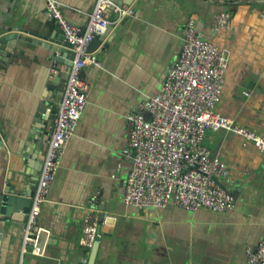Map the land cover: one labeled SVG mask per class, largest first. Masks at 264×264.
Returning <instances> with one entry per match:
<instances>
[{"label": "crops", "instance_id": "1", "mask_svg": "<svg viewBox=\"0 0 264 264\" xmlns=\"http://www.w3.org/2000/svg\"><path fill=\"white\" fill-rule=\"evenodd\" d=\"M59 1L68 20L83 27L97 0ZM128 6L134 13L120 19L113 8L105 12L117 31L107 48L104 40L95 51L102 67L83 69L88 103L42 205L39 252L29 248L23 264H248L247 249L264 238V153L230 131L207 132L212 155L228 163L230 175L222 182L237 193L234 209L190 211L173 202L164 208L127 205L125 180L133 164L126 154L128 115L160 91L194 18L203 38L230 52L218 110L264 130V0H135ZM224 10L231 21L219 29L217 15ZM15 18L44 33L58 27L47 0H0V28ZM19 44L0 60V193L7 186L36 185L54 128L47 103L55 94L52 79L66 76L67 69L43 44ZM62 95L58 91L56 100ZM26 219H9L0 228V264L20 263ZM90 223L101 224L92 259L93 247L81 242Z\"/></svg>", "mask_w": 264, "mask_h": 264}, {"label": "built area", "instance_id": "2", "mask_svg": "<svg viewBox=\"0 0 264 264\" xmlns=\"http://www.w3.org/2000/svg\"><path fill=\"white\" fill-rule=\"evenodd\" d=\"M109 8L117 12L119 19L134 13L127 4L97 0L87 24L80 27L68 20L59 0H47L49 16L61 28L65 39L76 46V57L58 102L54 128L27 214L19 264H23V255L29 248L32 253L39 252L38 223L42 205L60 167L64 148L88 103L83 68L87 64L102 67L98 55L89 52L88 47L94 36L103 34L110 25L111 20L105 15ZM231 16L226 10L218 13V28L226 29ZM229 64V50L212 39L203 38L196 30V20L191 18L179 56L168 67L160 91L145 98L140 111L128 115L130 147L126 154L131 156L133 164L125 180L127 205L164 208L173 202L190 211L206 207L215 212L235 208L236 198L222 182L230 175L228 163L212 155L205 136L208 131L227 130L264 153V130L244 126L218 110ZM245 94L250 92L245 91ZM100 225L90 223L84 227L82 244L92 248L99 242ZM247 262L264 264V238L255 248L247 249Z\"/></svg>", "mask_w": 264, "mask_h": 264}, {"label": "water", "instance_id": "3", "mask_svg": "<svg viewBox=\"0 0 264 264\" xmlns=\"http://www.w3.org/2000/svg\"><path fill=\"white\" fill-rule=\"evenodd\" d=\"M134 1L135 0H119L117 3L119 5H132ZM115 31H117V29H114V25H109L103 34H96L88 47V51L95 52L104 40L106 41L103 47L107 48L109 41L112 40L111 36ZM23 42L36 45L43 44L50 50L51 59L67 66L66 76L64 75L65 77H62L59 74V76L52 79L51 89L55 94L53 97H49L50 99H48L47 103L52 105L50 118L54 120L58 112L57 104L62 98L61 96L59 100H56L55 96L58 91L64 90L70 68L76 57V46L65 39L59 26L55 32L49 34L47 32L44 33L41 29H34V26L31 27L28 22H23L21 19L15 18L11 23L6 22V24L0 28V60L3 55L4 57H9L16 47L21 46L19 43ZM56 101L57 104L55 105ZM44 115L46 114L44 113ZM35 187L36 185L33 184L30 188L28 187V189L24 190L11 189L10 186L4 188V192L0 193V228H2V225L9 219L25 221L32 205V197L35 192ZM227 190L237 198V193L235 191L229 188H227ZM102 218L103 212L100 221ZM99 244L100 241L93 246L91 259L95 258Z\"/></svg>", "mask_w": 264, "mask_h": 264}]
</instances>
